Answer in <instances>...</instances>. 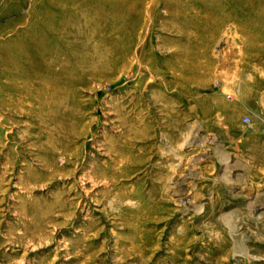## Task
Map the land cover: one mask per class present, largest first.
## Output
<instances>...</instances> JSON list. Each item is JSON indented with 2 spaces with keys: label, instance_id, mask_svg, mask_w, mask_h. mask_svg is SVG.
Returning <instances> with one entry per match:
<instances>
[{
  "label": "rangeland",
  "instance_id": "374dc122",
  "mask_svg": "<svg viewBox=\"0 0 264 264\" xmlns=\"http://www.w3.org/2000/svg\"><path fill=\"white\" fill-rule=\"evenodd\" d=\"M71 1L0 0V264H264V0Z\"/></svg>",
  "mask_w": 264,
  "mask_h": 264
},
{
  "label": "bare ground",
  "instance_id": "6f19581e",
  "mask_svg": "<svg viewBox=\"0 0 264 264\" xmlns=\"http://www.w3.org/2000/svg\"><path fill=\"white\" fill-rule=\"evenodd\" d=\"M210 1V0H209ZM223 1V0H222ZM226 1H232L233 2V4L232 5H235V7H238L237 8V12H236V14L234 15L235 17H237L239 14H251L252 12V10H253V7H255L256 8V5H258V3L255 5V3H256V0H225V2ZM65 2L67 3V4H71L72 3V1L71 0H65ZM231 2V3H232ZM230 3V2H229ZM77 4V3H76ZM93 4H94V2L92 1V0H79L78 1V8L80 9V10H83V9H87V8H89V7H92L93 6ZM263 4V3H262ZM251 5L253 6L252 8H251ZM260 5V4H259ZM75 6V5H74ZM260 8V7H259ZM213 9V8H212ZM233 10H235V9H233ZM232 10V11H233ZM255 11V10H254ZM253 11V12H254ZM208 12V11H207ZM211 12V11H210ZM235 12V11H234ZM257 12V11H256ZM54 13V12H53ZM210 15V14H209ZM240 16V15H239ZM247 16V15H246ZM233 17V16H232ZM248 17H250V16H248ZM248 19V18H247ZM249 24L251 25V27L252 26H254V23H255V18H249ZM132 28V27H131ZM241 28V27H240ZM256 28V27H255ZM261 28V27H260ZM235 31V30H234ZM245 31V30H244ZM220 32V31H219ZM258 35V34H257ZM242 38V37H241ZM262 41V40H261ZM226 43V42H225ZM233 51V50H232ZM225 54V53H224ZM197 136V135H196ZM203 140V139H202ZM194 143V142H193ZM221 152V151H220ZM205 157V156H204ZM197 158H199V157H197ZM224 170H225V168H224ZM241 171V170H240ZM192 173V172H191ZM224 173V172H223ZM230 173V172H229ZM197 175V174H196ZM222 178V177H221ZM198 180V179H197ZM226 180V179H225ZM230 181H231V179H229ZM225 182H227V181H225ZM181 186H183V185H181ZM233 190L234 189H236L237 187H231ZM236 192V191H235ZM240 193V192H239ZM191 200V199H190ZM263 209V206L260 204L257 208H256V210L257 211H260V210H262ZM229 216H230V214L229 213H225L224 215H222V217H223V219L225 220V221H227L228 220V218H229ZM258 216V215H257ZM222 219V218H221ZM223 220V221H224ZM227 223H228V221H227Z\"/></svg>",
  "mask_w": 264,
  "mask_h": 264
},
{
  "label": "built area",
  "instance_id": "2783aa9c",
  "mask_svg": "<svg viewBox=\"0 0 264 264\" xmlns=\"http://www.w3.org/2000/svg\"><path fill=\"white\" fill-rule=\"evenodd\" d=\"M244 121H245V123H246V124H249V123L251 122V120H250V118H249V117L245 118V120H244Z\"/></svg>",
  "mask_w": 264,
  "mask_h": 264
},
{
  "label": "crops",
  "instance_id": "0c3cea01",
  "mask_svg": "<svg viewBox=\"0 0 264 264\" xmlns=\"http://www.w3.org/2000/svg\"><path fill=\"white\" fill-rule=\"evenodd\" d=\"M259 126L261 127V126H263V124H260Z\"/></svg>",
  "mask_w": 264,
  "mask_h": 264
}]
</instances>
